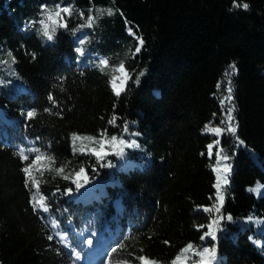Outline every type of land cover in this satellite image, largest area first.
<instances>
[{
	"label": "trees",
	"instance_id": "trees-1",
	"mask_svg": "<svg viewBox=\"0 0 264 264\" xmlns=\"http://www.w3.org/2000/svg\"><path fill=\"white\" fill-rule=\"evenodd\" d=\"M241 2L249 8H234L233 0H0V60L9 62L0 64V264H79L71 249L86 255L81 234L104 232L107 225L116 237L106 255L124 246L113 254V264H139V256L171 264L189 242L215 247L212 264H264V190L259 196L247 191L264 185V0ZM42 4L73 9L68 29L58 28L53 41L39 35L38 23L25 27L43 18ZM90 9L97 16L93 27L71 31L84 22L79 13L86 19ZM107 9L114 14L108 16ZM127 26L145 41L135 58ZM76 47L85 55L78 56ZM100 58L109 60L103 72L96 67ZM121 60L132 80L117 97L109 80ZM233 62L237 134L235 140L225 132L220 136L221 155L236 152L221 210L233 221L220 223L217 241L201 240L208 229L197 226L208 225L213 214L197 206H211L209 197L215 199L218 159L216 148L211 157L206 148L216 137L202 129L222 114L223 74ZM140 72L139 84L133 83ZM32 109L37 116L26 120ZM114 112L117 127L108 124ZM125 122L123 138L138 147H125L122 155L117 149L104 161L73 152L72 133L99 139L107 130L109 138L119 137ZM20 148L30 161L31 148L55 159L42 178L34 169L48 212L33 210L35 190L25 187ZM107 162L112 166H101ZM59 167L63 174L55 172ZM80 167L88 176L84 187L104 183L101 197L78 199L81 188L73 180ZM249 216L255 221L248 222ZM57 232L65 235L68 249Z\"/></svg>",
	"mask_w": 264,
	"mask_h": 264
},
{
	"label": "snow or ice",
	"instance_id": "snow-or-ice-1",
	"mask_svg": "<svg viewBox=\"0 0 264 264\" xmlns=\"http://www.w3.org/2000/svg\"><path fill=\"white\" fill-rule=\"evenodd\" d=\"M234 8L242 7L244 10H247L249 8V4L246 2H241V0H233ZM101 11V10H98ZM106 14L108 16H112L114 14L112 9L105 10ZM41 12L43 18L37 21H30L26 23L25 27H29L33 23L39 24L38 33L43 38H45L47 41H53L56 35V31L58 28L62 29H68V17H71L73 14V9L71 6H64L61 7L59 4L55 6V10H49L47 5H41ZM101 14H104V12H101ZM81 19L84 20V22L80 25H78L76 28L71 29V31L76 32L79 29L88 27H93L94 23L97 20V16H94L91 14V9L89 10V15L86 19H84V13H79ZM122 15V14H121ZM127 25V21H126ZM138 29L134 30L132 26H127V33L128 35L135 41V48L134 51L132 49H129L131 52V55L133 58H135L136 55H138L142 47L144 46V39L142 36L137 35ZM81 45H83L84 40L81 39L79 41ZM74 51L77 53L78 56L85 55L83 47H76ZM8 56L11 57V63L15 64L16 59L12 55L11 52L8 53ZM33 59L35 58V54H32ZM9 62L7 60H0V64H8ZM96 67L99 68L101 72H103L106 68L109 67V60L108 58H100L99 63L96 65ZM111 78L109 80L110 87L113 91V94L117 97L121 95L122 92L126 90V85L129 80H132V74L128 71V69L125 66V62L121 60L118 64V66H114L111 68ZM238 72V69L236 68L235 62L228 65L227 69L224 71V83H225V92L221 96V112L223 114V119L220 121V125L218 126H212L211 123L206 124L204 128L202 129V133L212 134L216 137V139L208 144L206 146L207 148V154L209 157L213 155V148L217 149L216 155L218 159L215 162V167L213 168V171L217 174L216 176V182L214 183L213 187L215 188V199L213 197H209L210 200H213V203L211 206L205 207V206H197V210H203L205 212H208L210 214H213V218L210 220V223L208 225H200L197 226V230H201L203 228H207L208 230L206 232H202L201 240H204L206 238H211L213 241L217 239V230L219 228V225L222 221L227 220L228 222L233 221V217L228 214L224 215L221 213V207L224 203V191L226 186L229 183L227 174L231 171V165L230 164H224L223 168L220 166L221 161H227L230 157L228 155H221L223 153V148L220 147V136L222 133L227 132L232 135H235L238 128V123L235 121V116L233 115L236 106L233 103L235 97L233 96L234 86L232 84L231 77L235 75ZM144 73L140 72L135 80H133V83L139 84V78L140 76H143ZM3 81H0V84H2ZM217 89L219 90L221 87V82L218 81L216 85ZM49 101L55 105L56 100L53 95H49L48 97ZM227 105V107H225ZM115 108V106H114ZM44 111H51V109H44ZM26 120H32L37 116V111L35 109L28 110L25 114ZM216 115L215 113L213 114ZM119 119V117L113 113L112 117L108 120V124L112 125L114 127H117L116 121ZM128 132V124L125 122L123 124V129L118 137L117 135H112L110 138L107 135V130L102 131L99 134V139L96 136L92 135H80L78 133H72L71 134V142H72V148L73 152H80L82 154L88 153L91 155H94L98 161H104V158L112 153H116L117 149L119 150L118 154H123L124 148H134L138 147L137 142L135 140L126 141L123 138V133ZM237 140L239 141V138L237 137ZM85 142H90L92 145H96L95 147H90L89 144H85ZM240 144H243V141H239ZM110 148L111 152H109L107 149ZM29 153H35V156L30 161L29 154H26L25 150L23 148H20L16 155H18L23 163V167L21 171L24 173L25 176V187L28 188L29 184H31V189L35 191H32V196L30 203L32 204L34 211H43L48 212L49 208L45 204L46 197L39 192L40 187V179H37L34 175V169L36 172H39L40 177H43L44 171H52V165L55 163L54 157L51 155L45 154L40 152L39 149L31 148L28 150ZM204 155V153H201ZM101 166L103 167H111V163H102ZM55 172L59 174L64 173V167H59L55 169ZM75 179L73 180V183L75 185L76 190H79L80 188L84 187V184L88 183V176L85 171L84 167H80L78 171H75L74 173ZM63 179L68 180L69 175H63ZM83 180L84 183H80V181ZM264 188V185H260L259 183L247 189V191L252 192L256 194L257 196L260 195L261 189ZM67 194L72 193V189H66L65 190ZM219 214V215H216ZM248 222H254V217H247L246 218ZM52 227L55 229L57 227V224L55 221L52 222ZM59 237V241L61 243H65L66 237L65 235H62L60 233H55ZM48 239L51 241L53 239L52 235L48 236ZM168 241H165V244H167ZM84 244L91 247L93 245V239H85ZM67 246V244H66ZM124 246L122 244H118L115 247H112L110 251H108L107 255L104 258V264H113V254L118 252V249L123 248ZM71 254L74 256L75 261H79L82 259V251H76L75 248L71 249ZM199 257L198 260H192V264H212V262L216 258V249L215 247H203V248H195L194 245L189 242L184 248L180 250V253L175 257V259L171 262V264H180L182 258L186 261L190 259L191 257ZM137 261H139V264H156L155 261L149 260L145 256H139L135 257ZM115 264H128L126 260L123 259H117L115 260Z\"/></svg>",
	"mask_w": 264,
	"mask_h": 264
},
{
	"label": "rangeland",
	"instance_id": "rangeland-1",
	"mask_svg": "<svg viewBox=\"0 0 264 264\" xmlns=\"http://www.w3.org/2000/svg\"><path fill=\"white\" fill-rule=\"evenodd\" d=\"M226 86V85H225ZM225 86L223 87V89H222V92H221V94H220V99H221V96H222V94H224V92H225ZM126 87H127V85H126ZM123 93V92H122ZM122 93H121V95H122ZM120 95V96H121ZM119 96V97H120ZM234 101H235V99H234ZM233 101V103L235 104V102ZM225 107H227V105H225ZM236 110H235V112H234V116H235V121H236ZM223 119V114H221V116L217 119V120H215L214 122H213V126H218V125H220V121ZM237 122V121H236ZM226 133V135L227 136H230V137H232L233 138V140H235V137H236V134H237V132H236V134L235 135H232V134H230V133H227V132H225ZM236 148V147H235ZM223 155H228L230 158L227 160V161H222L221 162V167L223 168V165L226 163V164H230L231 165V171H230V173H228L227 174V177H228V180H229V182H230V179H231V175H232V172H233V168H234V159H235V155H236V152H234L233 153V155H230V154H228V153H225V154H223ZM228 185H229V183L226 185V186H224V188H225V191H224V202H225V200H226V197H227V193H228ZM264 190V188H262L261 189V193H262V191ZM105 191H106V189H105V185H104V183H101L100 185H98V186H92V187H83V188H81L80 189V192L78 193V195H77V197H78V199L79 200H82V199H85V200H87V201H91V200H93L94 198H99V197H101L104 193H105ZM260 193V194H261ZM254 194V193H253ZM254 195H256V194H254ZM257 196V195H256ZM115 205H116V207H117V209L119 210V212L121 211V209H122V205H121V203L119 202V201H117L116 203H115ZM223 205H224V203H223ZM223 205H222V207H221V210H222V208H223ZM69 226H71V228L76 232V229L71 225V224H68ZM73 231V232H74ZM85 233V232H84ZM84 233H82L81 235L82 236H84ZM104 233H108V235L106 234L105 236H106V238H113V237H115L116 235H115V233L113 234H110L111 233V227L109 226V225H107L106 227H105V229H104V232H102V233H98L97 235H96V239L94 240V245L92 246V247H90L91 248V251L90 250H88L87 252L90 254V257L91 258H89V259H86V261L87 262H90L91 264H104V257L102 258V259H99L98 258V254H99V252H100V248H101V241H96L98 238H100V236L102 237V234H104ZM105 238V239H106ZM208 238H206V240H207ZM216 241H217V239H216ZM195 248H203V247H209V248H211V246H210V244H204V245H202V246H194ZM89 249V248H88ZM199 259V257H191L190 259H188V260H184L183 258H182V260H181V262H180V264H192V260H198Z\"/></svg>",
	"mask_w": 264,
	"mask_h": 264
},
{
	"label": "bare ground",
	"instance_id": "bare-ground-1",
	"mask_svg": "<svg viewBox=\"0 0 264 264\" xmlns=\"http://www.w3.org/2000/svg\"><path fill=\"white\" fill-rule=\"evenodd\" d=\"M107 247H108V240H106V242L104 243V248L102 249V253H103V255H104V253L106 252V250H107ZM91 251V250H90Z\"/></svg>",
	"mask_w": 264,
	"mask_h": 264
},
{
	"label": "water",
	"instance_id": "water-1",
	"mask_svg": "<svg viewBox=\"0 0 264 264\" xmlns=\"http://www.w3.org/2000/svg\"><path fill=\"white\" fill-rule=\"evenodd\" d=\"M63 30H66V29H63ZM105 256H106V254H105ZM105 256H104V258H105Z\"/></svg>",
	"mask_w": 264,
	"mask_h": 264
}]
</instances>
